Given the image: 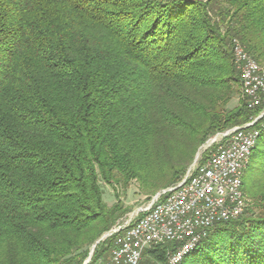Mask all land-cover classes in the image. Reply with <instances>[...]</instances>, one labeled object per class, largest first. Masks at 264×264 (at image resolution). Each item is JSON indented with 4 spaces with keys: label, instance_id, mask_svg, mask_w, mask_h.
Returning <instances> with one entry per match:
<instances>
[{
    "label": "trees",
    "instance_id": "16d2710c",
    "mask_svg": "<svg viewBox=\"0 0 264 264\" xmlns=\"http://www.w3.org/2000/svg\"><path fill=\"white\" fill-rule=\"evenodd\" d=\"M233 39L264 65V0H0V264H82L122 212L102 182L143 178L256 116ZM259 137L243 214L179 264H264ZM171 249L144 252L166 264Z\"/></svg>",
    "mask_w": 264,
    "mask_h": 264
},
{
    "label": "built area",
    "instance_id": "2783aa9c",
    "mask_svg": "<svg viewBox=\"0 0 264 264\" xmlns=\"http://www.w3.org/2000/svg\"><path fill=\"white\" fill-rule=\"evenodd\" d=\"M232 53L241 94L247 108L258 109V114L242 125L210 135L180 180L99 237L96 243L112 241L109 256L95 258L93 245L82 264H138L146 249L167 243L172 249L166 264H179L216 222L243 214L244 170L264 129V65L237 39L232 40Z\"/></svg>",
    "mask_w": 264,
    "mask_h": 264
},
{
    "label": "rangeland",
    "instance_id": "374dc122",
    "mask_svg": "<svg viewBox=\"0 0 264 264\" xmlns=\"http://www.w3.org/2000/svg\"><path fill=\"white\" fill-rule=\"evenodd\" d=\"M238 98V96H235L232 99L229 108L237 104ZM261 143L262 139L259 137L256 146L259 148ZM201 144L202 143L199 144L197 142L188 145L183 144V155L173 156L170 154L169 158H166L164 163L158 162L155 165V170L143 178L132 179L127 184H124L122 179L119 183L113 185H108L102 182L101 187L103 190V199L106 205L109 208L117 205L121 208L120 210H122V212L117 214L113 225L118 221L124 220L129 213L133 212L139 206L147 203L154 194L174 184V174L181 172L183 169L185 173L187 168L194 162ZM97 240L90 246L89 252L92 249V246L95 245V256H101L103 259H106L109 256L110 249L103 250V242H107L108 240L99 241L98 243L100 244L96 243ZM97 245L98 247L96 248ZM138 264H150V259L145 252H143Z\"/></svg>",
    "mask_w": 264,
    "mask_h": 264
}]
</instances>
